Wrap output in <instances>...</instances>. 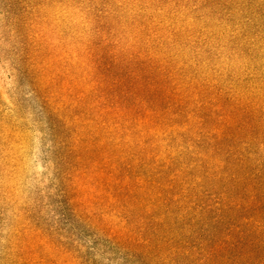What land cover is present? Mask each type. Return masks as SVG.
<instances>
[{
  "label": "rangeland",
  "instance_id": "1",
  "mask_svg": "<svg viewBox=\"0 0 264 264\" xmlns=\"http://www.w3.org/2000/svg\"><path fill=\"white\" fill-rule=\"evenodd\" d=\"M0 264H264V0H0Z\"/></svg>",
  "mask_w": 264,
  "mask_h": 264
},
{
  "label": "trees",
  "instance_id": "2",
  "mask_svg": "<svg viewBox=\"0 0 264 264\" xmlns=\"http://www.w3.org/2000/svg\"><path fill=\"white\" fill-rule=\"evenodd\" d=\"M131 65L124 62H113L105 75L111 84L103 89L104 97L113 100L120 107L138 108L146 107L144 114L147 112L154 114L160 119H166L171 110L175 108L176 99L168 96V88L163 81L154 79V76L146 75L143 70H130ZM162 73L159 74V77ZM129 105V106H128ZM173 113L172 115H178ZM217 231V230H216ZM218 238L219 233H218ZM240 245V243H238ZM228 241H222L214 248V257H224L227 252ZM245 250V249H244ZM240 251L238 258L247 254H253V251Z\"/></svg>",
  "mask_w": 264,
  "mask_h": 264
}]
</instances>
